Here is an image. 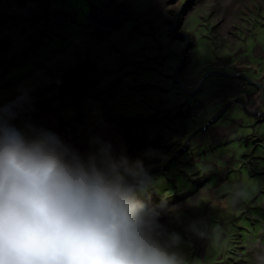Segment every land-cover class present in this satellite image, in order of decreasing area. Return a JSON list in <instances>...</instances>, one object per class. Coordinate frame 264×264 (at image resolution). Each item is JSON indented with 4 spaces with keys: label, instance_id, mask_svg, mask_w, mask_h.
Listing matches in <instances>:
<instances>
[{
    "label": "rangeland",
    "instance_id": "rangeland-1",
    "mask_svg": "<svg viewBox=\"0 0 264 264\" xmlns=\"http://www.w3.org/2000/svg\"><path fill=\"white\" fill-rule=\"evenodd\" d=\"M88 1L86 19L78 20L85 0H0V106H13L11 123L22 131L43 129L60 137L64 130L67 141L61 140L83 156L100 138L118 143V133L104 132L106 119L122 114L151 144L138 155L143 163L165 166L192 142L169 171L149 174L152 185L141 199H150L149 206L166 199L160 223L180 234L177 251L187 264H254L256 254L264 253V99L257 89L247 92L248 99L242 96L246 109L258 113L245 118L242 104H234L239 92L212 89L188 103L177 96L190 97L173 78L189 92L203 88L206 72L250 73L247 80L264 87V61L248 60L249 53L264 59V0ZM63 14L84 26L80 34ZM62 41L60 50H50ZM187 42L196 45L189 49ZM177 107L186 117L162 122L160 111ZM217 113L220 118L205 128ZM147 115L156 118L138 119ZM93 125L98 133L83 137ZM237 188L250 197L233 204ZM201 220L207 239L187 231ZM217 225L218 234L212 231Z\"/></svg>",
    "mask_w": 264,
    "mask_h": 264
},
{
    "label": "clouds",
    "instance_id": "clouds-1",
    "mask_svg": "<svg viewBox=\"0 0 264 264\" xmlns=\"http://www.w3.org/2000/svg\"><path fill=\"white\" fill-rule=\"evenodd\" d=\"M12 109L0 106V264H187L180 234L160 223L166 199L153 206L141 199L152 185L143 161L114 156L106 143L83 156L55 133L18 129ZM249 197L237 188L232 202ZM187 231L209 236L202 220ZM254 264H264V253Z\"/></svg>",
    "mask_w": 264,
    "mask_h": 264
},
{
    "label": "flooded vegetation",
    "instance_id": "flooded-vegetation-1",
    "mask_svg": "<svg viewBox=\"0 0 264 264\" xmlns=\"http://www.w3.org/2000/svg\"><path fill=\"white\" fill-rule=\"evenodd\" d=\"M86 17H87V8H83L80 11V14L78 16V20H84V19H86ZM83 27L84 26H82V25H77V27L75 28L76 29V33L80 34V32L83 30ZM76 33H74V34H76ZM195 43L192 44L190 42H187V48H189V49L193 48V46L196 45ZM63 44H64V42H62V44H60L59 46L51 47L50 50L51 51H53V50H60L62 48ZM50 50H49V52H50ZM263 52L260 53V55L264 56V53ZM250 59H259L257 61H260V62L264 61L263 57H255L254 54H252V53H249L248 60L250 61ZM239 61L240 60L234 62V64L237 66V64H238ZM251 68H252V66L250 65V68L249 69H251ZM177 74H178V72H177ZM216 74L221 75V77H215L210 72H206L205 75L201 79V86L203 87V88H201L202 90L201 89H198L196 91L191 90L189 92L186 89L182 88V84L178 81L177 75H176L177 81L175 80V76H174L173 81H174V84L177 85V88L181 92H183L184 94H186L187 96H190V97H185L181 93H178L177 96H181V97H183L185 99L187 98V100H190L188 103H190L193 100L201 101L202 98L207 97L208 92H211L212 89H213V92H217V88H220V90L222 88V91L224 90V88H229V91H232L233 90L234 92H236V95L239 92V94L237 95V97L236 96L234 97L235 98L234 101H236L237 104H239V103L242 104L241 105L242 107H240V112L242 113V116H244L245 118H248L249 116L246 115L244 113V111L242 110V109H246V107H245L244 104L245 103H248V101H245V103H243L242 100H240V99H242V96L247 97V99H248V93L247 92L248 91L255 90V89H257L258 92H259V93H257V91L255 90L256 93H257V98L258 99H264V92H260V91L264 90V87H261L260 84L255 83V82H252L251 80H247V79H249V77L254 76V75H251L250 73H248V75L245 73V75L242 76V77L240 75H233L232 73H227V72L225 73V72H221V71L220 72H216ZM263 75H264V70L261 71V73L259 74V76L260 77H263ZM213 77L218 78V79L212 80L215 83L211 84L209 87H207V86L204 87V83L207 80L210 81V78H213ZM235 79H237L239 81H242V83L245 84L243 86V88L239 87V88H236V89H232V88H230V86L228 84L225 85V83H224V82H228L230 80H235ZM202 81H203V83H202ZM178 83L181 85V87L178 85ZM149 86L151 87V85H149ZM152 87H154V86H152ZM154 89L155 90H159L160 92H163V93L165 92V90H163V89H161L160 87H157V86H155ZM176 91H177V89H176ZM144 94H145V92H144ZM141 101L142 100L140 99L138 103H140ZM204 102H206V101L203 100L201 103H204ZM70 103L71 102H69L68 104H70ZM188 103H186V105L188 106L189 109H191L189 107V104ZM147 105H149V104H147ZM141 106H143V105H141ZM178 108L179 107L173 108L171 110L170 109L169 110L164 109V110H161V111L159 109V111L161 113L160 115L164 114L163 115L162 122L169 121L172 124L174 120L181 119V118L186 117V115L183 112H181L180 110H178ZM144 112L145 111H143V114L142 115H144ZM191 114L192 113H190V115ZM217 114H215L214 116H216ZM115 118L116 119H114L113 117H111V118H107L106 119L107 127L105 129L104 135H107L109 132L110 133H113L114 132V133H116V136H117V133H118L120 135V138L119 137L118 138H115L118 143L116 144L113 141L104 140L105 137H104L103 140H101V138H100V140H98V141L96 140V144H93L90 147V153L95 152V151H92V150H97L98 144L99 143H102V142L103 143H106V144H110L112 146L113 155L114 156H117V157L119 155H125L128 158L129 157H133L136 160V159H139L138 158V155L139 154L146 153V152L150 151L149 148H150L151 144L150 143H145V141L147 140V137L145 136V134L143 132L140 131L141 129H135L136 128V124L134 123L135 122L134 120L127 118L123 114L122 115H115ZM152 118H156V116L147 115V116H143L142 118H138V119L139 120H142L143 122H148V120H151ZM196 119H197V117H196ZM196 119L195 118H192V121L191 122H194L192 126L195 125ZM241 122L242 121H240V123ZM100 123H103V118H101ZM240 123H239V125H240ZM204 125H205L204 126L205 128L209 126L207 122ZM84 126H86V124H84ZM95 127L96 126H94V125L91 126L89 129L84 130V132L81 135H83V137H85V138L86 137H89V136H92L91 135L92 132H94V133L97 132V130L95 129ZM202 131H206V129L203 128ZM59 132H62L63 133L60 136V139L63 136L64 141H67L68 134H64V130L63 131H59ZM139 134H142L144 136L140 137ZM192 134H190L188 136L187 140L190 137L193 138V135ZM191 144H192V142L187 146V148H184L181 151H179L180 153L177 155V157L175 159L174 158H172V159L170 158L171 161H170V159L168 160L170 166H171V164H172V162L174 160H176L181 154H183L189 148V146H191ZM125 148H126V150H125ZM123 150H124V152H123ZM143 164H144L145 168H148L147 169L148 174H151L152 172L153 173L154 172H157L159 170H166V169H168L166 171H169L171 169V167L168 168L169 164H165V166H159V167H153L152 166L153 164L152 163H149V162L143 163ZM146 164H148V165H146ZM147 193H148V191L145 193L146 194V197H147ZM145 194H143L141 197H144ZM145 200H147V199H144V201Z\"/></svg>",
    "mask_w": 264,
    "mask_h": 264
},
{
    "label": "water",
    "instance_id": "water-1",
    "mask_svg": "<svg viewBox=\"0 0 264 264\" xmlns=\"http://www.w3.org/2000/svg\"><path fill=\"white\" fill-rule=\"evenodd\" d=\"M214 76H220V75H218V74H213ZM175 80L177 81V78H176V76H175ZM217 118L215 117L213 120H211V121H209V123H208V125H210L211 123H213V121L214 120H216Z\"/></svg>",
    "mask_w": 264,
    "mask_h": 264
},
{
    "label": "bare ground",
    "instance_id": "bare-ground-1",
    "mask_svg": "<svg viewBox=\"0 0 264 264\" xmlns=\"http://www.w3.org/2000/svg\"><path fill=\"white\" fill-rule=\"evenodd\" d=\"M90 25H92V24H90ZM34 40H36V39H38V35L36 34L35 36H34V38H33ZM72 75H70V77H71ZM69 77H67V79H68ZM66 79V80H67ZM191 91V90H190ZM257 103H258V101H257ZM148 122H149V120H148ZM185 153H186V151H185Z\"/></svg>",
    "mask_w": 264,
    "mask_h": 264
}]
</instances>
